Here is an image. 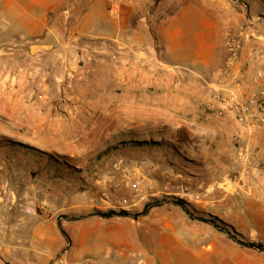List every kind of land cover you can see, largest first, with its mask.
<instances>
[{"label": "rangeland", "instance_id": "obj_1", "mask_svg": "<svg viewBox=\"0 0 264 264\" xmlns=\"http://www.w3.org/2000/svg\"><path fill=\"white\" fill-rule=\"evenodd\" d=\"M143 11L149 37L134 51L153 57L146 72L169 81L164 96L162 88L111 89L101 69L85 71L83 79L81 60L66 68L59 56L46 88L28 86L21 93L27 103H38L11 115L0 108V210L55 212L68 247L88 264H264V251L238 244L205 221L264 245V206L256 193L226 183L227 170L221 177L195 176L212 142L214 94L250 99L257 116L248 119H264V0H148ZM123 51L110 49L111 58ZM26 76L44 82L46 74ZM94 77L101 88L92 89ZM178 112L187 118L181 128ZM32 116L46 119L40 129ZM258 133L264 125L232 139L255 163L264 158V145L254 140ZM44 142L52 147L48 154L39 150ZM128 178L143 183L127 188ZM109 211L128 216L97 214ZM85 228L82 247L75 238Z\"/></svg>", "mask_w": 264, "mask_h": 264}, {"label": "crops", "instance_id": "obj_2", "mask_svg": "<svg viewBox=\"0 0 264 264\" xmlns=\"http://www.w3.org/2000/svg\"><path fill=\"white\" fill-rule=\"evenodd\" d=\"M147 1L0 0V58H5V67L1 66L3 71H0V108L3 107V112L11 115L18 112L16 109L19 112H26L29 105L38 103L37 99L31 104L30 99L27 103L26 100H22L21 93L30 90L28 86L46 88V83L52 81L55 60L58 61L59 56L66 61V68H72L74 59L81 60L83 79L86 77L85 71L93 70L92 73L95 75L96 71L101 69L106 72L105 76L111 82L112 86H109L111 89L162 88L163 97L165 88L163 86L169 81L163 83L164 76L148 74L147 65L151 63L153 57L146 56L144 52L134 51L149 37V34L142 31L146 18L143 10ZM117 48L124 51L113 56L115 57L113 60L110 49ZM9 55L14 58L7 59L6 56ZM21 57L27 58L29 63L18 62ZM39 71L46 74L44 82L42 78L40 81L37 79L31 81L26 76ZM47 74L50 75L48 80ZM13 75L20 77L21 80L18 78L15 80ZM90 83L92 89L101 88L96 77L92 78ZM6 88H9V92L5 96ZM178 99L179 108L182 109L184 104L181 98ZM217 106L211 104V108L216 110ZM183 114H178L179 121L176 125L178 128H181L187 119ZM209 116L211 118L208 120L211 123L209 134L212 142L203 150L204 169L197 173L199 175H195L202 178L204 176L213 178L214 175L217 177L220 174L222 176L226 170L230 171L232 165L238 170L242 165L237 161V148L232 146V139L237 133L232 117L228 114L220 116L214 113ZM255 116L256 105L252 107L249 118L254 119ZM38 118L32 116L34 121L32 126L36 130L40 129L41 123L46 122V119ZM188 132L192 137L194 130L189 129ZM263 136L264 133L254 135V140L256 139L260 148L264 145ZM44 137L52 138L46 135ZM6 149L2 148L3 153L10 154ZM39 150L48 154L52 147H47L44 142V147ZM261 160L263 161L258 163L254 161L249 169V185L254 186L264 179V166H261L264 164V158L261 157ZM42 164L46 168L51 166ZM227 174L228 172L225 175ZM55 178L50 177V183L55 182ZM225 178L226 176L224 181ZM253 192L255 194V191ZM262 204L264 206L263 202ZM59 224L67 232L64 221L58 220L55 212L30 215L1 209L0 264H88L82 261L80 254H76L78 252L68 247L67 238L61 233ZM88 230L85 228L78 233V237L75 238L78 245L85 246L81 240L84 241L88 237Z\"/></svg>", "mask_w": 264, "mask_h": 264}, {"label": "built area", "instance_id": "obj_3", "mask_svg": "<svg viewBox=\"0 0 264 264\" xmlns=\"http://www.w3.org/2000/svg\"><path fill=\"white\" fill-rule=\"evenodd\" d=\"M213 99L217 103V113L219 115L229 114L234 118L238 128L237 138H241L244 131L256 132L261 125H264V119L259 118L255 121L248 119V114L252 108V101L245 97L238 98L232 94L227 97H221L219 94H214ZM237 161L241 163V169L236 166H231L229 173L226 175L225 182L230 185L241 186L245 191L251 193L255 190L257 197L264 203V182L257 185L254 189L248 184L249 169L252 166L255 158L254 155H246L243 148L238 147L236 150ZM31 209H27L26 213H30Z\"/></svg>", "mask_w": 264, "mask_h": 264}, {"label": "trees", "instance_id": "obj_4", "mask_svg": "<svg viewBox=\"0 0 264 264\" xmlns=\"http://www.w3.org/2000/svg\"><path fill=\"white\" fill-rule=\"evenodd\" d=\"M175 202H176V204L180 205L183 208V210L185 212H187L191 216V213L186 208V205H185L183 200L175 199ZM97 214L99 216L103 217V218H110V217H112L114 215L128 216V213H126V212L115 213L114 211H109L107 213H97ZM205 221L210 223V224H212L213 226L218 228L220 231L226 233L232 240H234L238 244L243 245V246H245L247 248H250V249H256V250L264 251V245L262 243L241 240L235 235L234 232H231L232 230H228L226 228L220 227L219 225H217V223H215V221H212V220H209V219L205 220ZM58 226H59V229H60L61 233L66 237V233L63 230V228L60 226V224Z\"/></svg>", "mask_w": 264, "mask_h": 264}, {"label": "bare ground", "instance_id": "obj_5", "mask_svg": "<svg viewBox=\"0 0 264 264\" xmlns=\"http://www.w3.org/2000/svg\"><path fill=\"white\" fill-rule=\"evenodd\" d=\"M131 183H135L132 186H136V190L138 189L137 186L141 185L143 183V180H139L138 178H128V183L126 184L127 188L130 187ZM131 188V187H130ZM132 189V188H131ZM133 191V190H132Z\"/></svg>", "mask_w": 264, "mask_h": 264}]
</instances>
